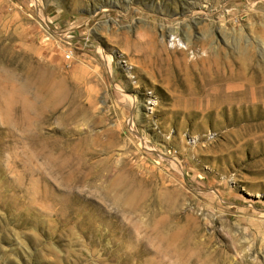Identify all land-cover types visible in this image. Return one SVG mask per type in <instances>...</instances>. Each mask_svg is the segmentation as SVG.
Instances as JSON below:
<instances>
[{
	"label": "rangeland",
	"instance_id": "1",
	"mask_svg": "<svg viewBox=\"0 0 264 264\" xmlns=\"http://www.w3.org/2000/svg\"><path fill=\"white\" fill-rule=\"evenodd\" d=\"M208 35L263 68L264 0H0V264H264V131L177 100Z\"/></svg>",
	"mask_w": 264,
	"mask_h": 264
},
{
	"label": "bare ground",
	"instance_id": "2",
	"mask_svg": "<svg viewBox=\"0 0 264 264\" xmlns=\"http://www.w3.org/2000/svg\"><path fill=\"white\" fill-rule=\"evenodd\" d=\"M212 40L208 35L195 43L186 42L182 47L180 60L190 70H185V83L181 82L185 94L177 99L187 108L181 113L212 119L221 126L232 125L228 133L240 132V138L264 131V67L256 64V53L249 46L241 45L240 39L233 42V56L230 51L212 44ZM190 49L193 56L189 57ZM173 72L167 71L166 78L181 81V74ZM190 107H198V110ZM243 143L254 144L250 138ZM255 145L251 148L264 150V143Z\"/></svg>",
	"mask_w": 264,
	"mask_h": 264
}]
</instances>
